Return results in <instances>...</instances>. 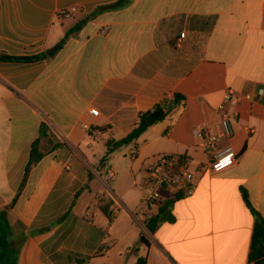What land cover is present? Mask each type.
I'll return each mask as SVG.
<instances>
[{"label":"crops","instance_id":"0c3cea01","mask_svg":"<svg viewBox=\"0 0 264 264\" xmlns=\"http://www.w3.org/2000/svg\"><path fill=\"white\" fill-rule=\"evenodd\" d=\"M106 6L114 7L65 40ZM72 8V17L57 16ZM0 53L46 55L0 61V209L18 264H251L255 216L242 191L264 217V104L229 107L234 134L218 148L232 145L239 159L221 173L197 130L222 133L228 90L255 97L264 87V0H0ZM175 93L185 101L113 169L107 142ZM43 125L61 145L21 189ZM162 154L189 158L196 190L160 189L175 220L150 235L145 222L158 207L144 202L147 163ZM104 193L117 205L112 221L98 207ZM143 233L150 246L132 251Z\"/></svg>","mask_w":264,"mask_h":264},{"label":"trees","instance_id":"16d2710c","mask_svg":"<svg viewBox=\"0 0 264 264\" xmlns=\"http://www.w3.org/2000/svg\"><path fill=\"white\" fill-rule=\"evenodd\" d=\"M114 6L100 7L85 19L79 22L73 29H71L65 40L75 32H78L89 20L95 18L100 12L108 10ZM63 40V43L64 41ZM46 57L45 54L32 57H11L0 53V61H34ZM185 97L175 93L170 98L164 99L157 104L153 109L148 110L140 115L138 126L133 129L126 137L115 140L110 139L107 142L108 152L107 156L113 151L129 145L140 138V136L149 128L158 125L165 121L176 109L177 105L185 101ZM59 142H55L47 127L43 125L39 138L32 144L30 159L25 169V176L21 185L24 187L26 179L30 171L35 168L49 150H55L60 147ZM106 158V157H105ZM243 198L255 216V226L252 237L251 248L249 252V262L251 264H264V217L254 209L252 206L248 193L242 191ZM180 196V195H179ZM16 201V200H15ZM14 203V202H13ZM174 200H163L157 204V213L149 217L145 222V227L150 235H153L161 227L164 222H173L175 217L172 213ZM13 205V204H12ZM12 205L10 207H12ZM98 207L101 212L112 221L114 213L117 210V205L108 193H104L98 200ZM8 211L0 209V264H18V250L14 247L15 241L11 240L12 227L8 221ZM150 246V241L147 234L143 233L139 242L131 248L134 252H139L142 246ZM136 264H147V258L139 257Z\"/></svg>","mask_w":264,"mask_h":264},{"label":"built area","instance_id":"2783aa9c","mask_svg":"<svg viewBox=\"0 0 264 264\" xmlns=\"http://www.w3.org/2000/svg\"><path fill=\"white\" fill-rule=\"evenodd\" d=\"M76 11L72 9H62L57 16L60 18H70ZM185 37L182 33L177 39L175 47L181 48V40ZM242 100H257L264 104V87H261L257 95L253 97L250 94L242 95L233 90H228L223 102L219 105V112L222 114L221 125L222 133L216 134L209 130H197V137L202 144L211 150L212 162L211 171L221 173L234 166L239 156L232 145L225 148H218L221 138H232L234 130L231 123L229 107L239 103ZM93 115H98L96 109H91ZM147 179L145 182L144 202L149 206H156L158 202L163 201L160 189H167L174 195L189 196L196 190L195 174L190 166V160L186 156L162 154L147 163Z\"/></svg>","mask_w":264,"mask_h":264},{"label":"rangeland","instance_id":"374dc122","mask_svg":"<svg viewBox=\"0 0 264 264\" xmlns=\"http://www.w3.org/2000/svg\"><path fill=\"white\" fill-rule=\"evenodd\" d=\"M74 23L75 22L73 20L67 21L66 28H70ZM128 147H129L128 145L122 147L121 148L122 149V153H120L119 150H116L115 152H113L110 155V157H109L110 161L113 160V164H112L113 169H120L124 165V163H125L124 160H126V158L129 157V156L126 155L127 152H128ZM104 177L106 178L105 175H104ZM112 184H113V180L109 182L110 186H112Z\"/></svg>","mask_w":264,"mask_h":264},{"label":"water","instance_id":"95a60500","mask_svg":"<svg viewBox=\"0 0 264 264\" xmlns=\"http://www.w3.org/2000/svg\"><path fill=\"white\" fill-rule=\"evenodd\" d=\"M55 49H56V48H54L53 50H49V51H47V54H48V55H52V54H53V51H55Z\"/></svg>","mask_w":264,"mask_h":264}]
</instances>
